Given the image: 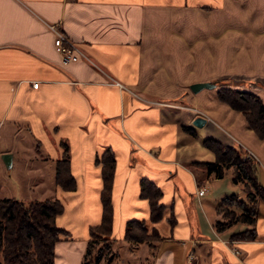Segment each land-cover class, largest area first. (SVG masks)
<instances>
[{
    "label": "crops",
    "instance_id": "obj_1",
    "mask_svg": "<svg viewBox=\"0 0 264 264\" xmlns=\"http://www.w3.org/2000/svg\"><path fill=\"white\" fill-rule=\"evenodd\" d=\"M49 24L85 56L63 61ZM220 79L264 105V0H0V170L8 171L0 198L59 199L55 223L67 234L54 244V264H81L102 215L96 158L109 149L112 220L102 237L112 256L99 264H264V199L253 225L217 229V205L231 194L243 199L244 187L232 166L217 177L200 164L215 157L207 136L240 146L256 159L264 189V138L217 86L190 89ZM64 154L72 190L55 180ZM143 179L161 191L159 220L140 194ZM133 219L155 236L125 238ZM250 227L253 238L232 237Z\"/></svg>",
    "mask_w": 264,
    "mask_h": 264
},
{
    "label": "trees",
    "instance_id": "obj_2",
    "mask_svg": "<svg viewBox=\"0 0 264 264\" xmlns=\"http://www.w3.org/2000/svg\"><path fill=\"white\" fill-rule=\"evenodd\" d=\"M217 94L220 100L228 103L232 108L240 110L257 136L264 138V105L255 93L240 90L232 85H223L217 87ZM182 129L192 135L196 134L191 127L182 125ZM202 144L210 149L215 157L213 161L200 162V164L206 166L209 172H214L217 177H221L224 170L232 166V180L243 184L248 200L253 203V205H249L248 202L239 199L241 212L235 215L232 222H230L232 219L216 221V228L223 229L235 221L253 225L257 210L255 202L258 198L264 199V189L256 178V159L242 147L225 144L212 136L203 138ZM96 161L100 162L102 166L101 222L90 229L91 237L81 264H99L103 258L102 249L109 247V239L103 238L102 235L111 230L114 154L109 149H105L101 157L96 158ZM55 180L63 189L72 190L75 188V180L69 171V159L66 154L56 161ZM140 194L149 200L150 218L153 221L159 220L164 210V205L159 202L160 189L151 181L143 179L141 180ZM236 196V194H231L224 197L217 205L218 213L226 210L232 204L231 199ZM222 204L226 207L225 209L221 207ZM62 210L63 205L57 198L28 202L11 197L0 198V264H54V244L61 234H67L65 229L55 223L56 215ZM151 235L155 236L154 233ZM151 235H148L143 220L127 221L125 238L143 241L150 238ZM254 236L253 227L232 234V237L237 238H253ZM100 240H104L105 245H101L99 251L92 256L94 245Z\"/></svg>",
    "mask_w": 264,
    "mask_h": 264
},
{
    "label": "rangeland",
    "instance_id": "obj_3",
    "mask_svg": "<svg viewBox=\"0 0 264 264\" xmlns=\"http://www.w3.org/2000/svg\"><path fill=\"white\" fill-rule=\"evenodd\" d=\"M216 83H217V87H219V86H223V85H232V81H230V80H217L216 81ZM245 150V149H244ZM247 151V150H246ZM248 152V151H247ZM6 171V173H8V171L7 170H5ZM5 171L3 172V171H1L0 170V177L1 178H3V176L5 175ZM13 173V172H12ZM11 173V176H10V178L9 179H12V178H14V174H12ZM52 180H53V177H52ZM245 191V190H244ZM19 197H16V198H20V199H22V200H26V199H23V197H21L22 195H18ZM234 199V200H233ZM233 199H231V202H232V204H230V206H228V208H226L225 206H224V204H222V208L224 207V209L226 208V210H223L222 212H220V215H221V217H222V220H224V221H230L231 219V221L230 222H232L233 221V219H234V217H235V215H237V214H239L240 212H241V208L239 207V199L240 200H242V201H245V202H248V204L249 205H253V203L251 202V201H249L248 200V197L246 196V192H245V195H244V197H243V199H241L240 197H238V196H236L235 198H233ZM256 204H257V202H255ZM234 213V214H233ZM225 214H227L226 216H225ZM236 222V221H235ZM151 237H153L152 235L150 236V238ZM149 239V238H148ZM95 240V239H94ZM95 241H97V240H95ZM96 245H94V249H93V254H92V256L93 255H95L99 250L98 249H100V247H101V245H105V242H104V240H100V241H98V243L96 242L95 243ZM112 250H111V248L110 247H108V248H104V249H102V255H103V258H105V259H107V258H110L111 256H112Z\"/></svg>",
    "mask_w": 264,
    "mask_h": 264
},
{
    "label": "built area",
    "instance_id": "obj_4",
    "mask_svg": "<svg viewBox=\"0 0 264 264\" xmlns=\"http://www.w3.org/2000/svg\"><path fill=\"white\" fill-rule=\"evenodd\" d=\"M49 29L54 33V46L56 50L61 54L63 61H75L81 56H85L81 52L76 43L72 41L59 27L57 24H49ZM36 86V83H33ZM251 155V152H247ZM252 156V155H251ZM206 187L201 186L198 189V194L204 193ZM189 260L192 258V254L188 255Z\"/></svg>",
    "mask_w": 264,
    "mask_h": 264
},
{
    "label": "water",
    "instance_id": "obj_5",
    "mask_svg": "<svg viewBox=\"0 0 264 264\" xmlns=\"http://www.w3.org/2000/svg\"><path fill=\"white\" fill-rule=\"evenodd\" d=\"M215 85H216L215 83L208 81L195 82L190 85V89L193 92H196L204 87L210 88V87H214ZM204 122H205V117H203L202 115H197L193 119V124L196 126H201L204 124ZM1 157L4 161L5 166L9 168L11 166V153H7V152L3 153Z\"/></svg>",
    "mask_w": 264,
    "mask_h": 264
}]
</instances>
